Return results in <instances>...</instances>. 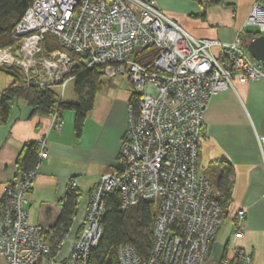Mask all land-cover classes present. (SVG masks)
<instances>
[{
    "label": "built area",
    "instance_id": "obj_1",
    "mask_svg": "<svg viewBox=\"0 0 264 264\" xmlns=\"http://www.w3.org/2000/svg\"><path fill=\"white\" fill-rule=\"evenodd\" d=\"M248 26L264 35L261 0L255 1L231 43L194 37L155 0H35L15 29L18 51L0 48V66L17 68L26 86L56 90L61 99L78 65L100 67L106 79L128 78L139 105L137 112L130 110L119 150L122 165L99 178L68 251L69 233L53 250L41 236L43 228L29 222L28 195L37 168L20 172L5 186L0 197V260L92 264L90 253L103 233L105 199L118 192L123 209L152 201L157 210L149 259L121 246L119 264H206L225 210L209 178L198 170L204 116L211 99L233 89L234 81L264 80V66L244 40ZM48 34L60 49L44 50ZM147 50L153 54L146 55ZM52 119L59 128L56 111ZM258 142L264 163V136ZM38 147L40 160L47 158L44 139ZM69 187L75 190L77 183L71 181ZM230 211L234 239H241L246 210L233 209L230 202ZM220 264L253 262L244 249L233 246Z\"/></svg>",
    "mask_w": 264,
    "mask_h": 264
},
{
    "label": "crops",
    "instance_id": "obj_2",
    "mask_svg": "<svg viewBox=\"0 0 264 264\" xmlns=\"http://www.w3.org/2000/svg\"><path fill=\"white\" fill-rule=\"evenodd\" d=\"M255 1L155 0L163 13L194 37L224 43L237 38ZM247 31L256 29L246 27L245 35ZM107 80L110 82H104L96 95L80 135L75 131L72 111L62 113L57 128L52 115H35L20 99L15 100L7 122H0V197L5 186L20 173L17 160L25 145H39L42 139L46 142L48 157L39 161L28 195L32 225H39L44 232L51 229L61 213L70 182L77 183L80 198L65 251L76 237L99 178L119 165L133 90L131 85L124 84L129 82L126 77ZM12 82L9 75L0 72V95ZM204 123L198 170L209 178L217 196L221 163L230 162L234 169L232 207L246 210L243 237L234 239V212L230 211L212 244L206 264H220L233 246L244 249L253 264H264V163L258 142V137L264 136V80L234 81L233 89L211 99Z\"/></svg>",
    "mask_w": 264,
    "mask_h": 264
},
{
    "label": "trees",
    "instance_id": "obj_3",
    "mask_svg": "<svg viewBox=\"0 0 264 264\" xmlns=\"http://www.w3.org/2000/svg\"><path fill=\"white\" fill-rule=\"evenodd\" d=\"M35 0H0V48H10L18 51V43L14 32L23 19L26 11ZM264 4V0H261ZM246 45L259 37V33L246 32ZM46 52L60 49L56 38L50 34L45 36L42 44ZM151 50L146 55H152ZM142 56V55H141ZM140 56V57H141ZM148 56L143 57V59ZM0 72L9 75L13 82L0 95V122H7L15 100L20 99L27 103L32 113L41 116H51L56 111L61 117L65 111H72L75 115L74 127L77 135L83 131V125L88 113L93 109L96 95L102 89L104 77L100 67L78 65L73 70L74 92L76 101L61 99L58 91L43 89L37 86H26L19 70L15 67L0 66ZM139 97L134 92L131 98V109L138 111ZM39 147L37 143H29L17 160L20 172H30L39 165ZM122 165L119 158V166ZM222 170L217 180L216 196L225 210L224 219L228 215L226 208L231 202L233 194V166L228 161L221 163ZM80 194L77 189L69 188L63 199V207L56 224L47 232L41 234L48 241L53 250H56L63 237L69 232L76 216ZM106 211L102 218L103 233L98 245L92 249L90 260L92 264H119L118 249L121 246H130L137 254L147 261L154 245V227L157 217L156 206L152 201H142L139 204L122 208L121 194L115 192L105 199ZM3 202L0 199V213ZM225 258V257H223Z\"/></svg>",
    "mask_w": 264,
    "mask_h": 264
},
{
    "label": "water",
    "instance_id": "obj_4",
    "mask_svg": "<svg viewBox=\"0 0 264 264\" xmlns=\"http://www.w3.org/2000/svg\"><path fill=\"white\" fill-rule=\"evenodd\" d=\"M247 48L252 57L264 66V35L252 39Z\"/></svg>",
    "mask_w": 264,
    "mask_h": 264
},
{
    "label": "rangeland",
    "instance_id": "obj_5",
    "mask_svg": "<svg viewBox=\"0 0 264 264\" xmlns=\"http://www.w3.org/2000/svg\"><path fill=\"white\" fill-rule=\"evenodd\" d=\"M250 28H254V27H251V26H248ZM104 82L107 84L108 82H110L109 80H107L106 78H104ZM131 82H124V84H127V85H131L130 84ZM132 87V86H131ZM63 99H68V100H77V97H76V94L74 92V81H70L64 91V97ZM218 195V193H217ZM0 264H4L3 261L0 260Z\"/></svg>",
    "mask_w": 264,
    "mask_h": 264
}]
</instances>
